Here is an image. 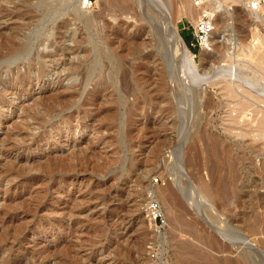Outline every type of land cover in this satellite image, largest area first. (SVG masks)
I'll return each mask as SVG.
<instances>
[{
  "label": "rangeland",
  "instance_id": "obj_1",
  "mask_svg": "<svg viewBox=\"0 0 264 264\" xmlns=\"http://www.w3.org/2000/svg\"><path fill=\"white\" fill-rule=\"evenodd\" d=\"M92 1L8 67L52 0H0V264H264V0ZM159 9L184 44L222 16L196 71Z\"/></svg>",
  "mask_w": 264,
  "mask_h": 264
},
{
  "label": "bare ground",
  "instance_id": "obj_2",
  "mask_svg": "<svg viewBox=\"0 0 264 264\" xmlns=\"http://www.w3.org/2000/svg\"><path fill=\"white\" fill-rule=\"evenodd\" d=\"M108 1V0H107ZM132 0H109V2H118L119 4H122V5H126L128 3H130ZM54 3V4H53ZM81 0H52V4L50 6L49 9L43 11L41 13V15L38 17V20H37V23L33 26V29H31L30 33L25 37L24 39V47H23V50L17 54L15 57L9 59V61L7 62V66L10 67L11 65H15L16 63L18 62H23V60L27 57H29L32 53H33V41H39L42 42V38L44 36H46L48 30L46 29L48 24H52V25H56L58 23V20L63 17L67 12H72V13H79L80 16V19L83 21V23L85 24V26L90 30V29H93V27L95 26L96 22L98 21V18H91L89 16H86L84 14L81 13V10H82V7H81ZM109 3V4H110ZM140 3V2H139ZM112 4V3H111ZM120 7V6H119ZM123 10V9H122ZM160 10V13L162 14L163 12V17L162 19L160 20L161 24L163 27H166L167 30H165V32L168 33V36L166 38V40L169 42L168 44H170L174 50H176L180 56L181 59H183V61L187 64V66L189 65L192 69H194L195 71L197 70V63H196V60H195V55L192 54L189 50L186 51V48H185V44L183 42V40L181 39L178 31H177V28L176 26H174L173 24V16H166V14H164V11L161 12V9ZM168 10V9H167ZM171 11V10H170ZM186 11L188 12V14L192 15L194 10L192 9V6L190 5L189 7H186ZM85 12V11H84ZM181 12V11H180ZM179 12V13H180ZM262 12L264 14V7L262 9ZM104 13V12H103ZM170 13V12H169ZM167 13V15L169 14ZM195 13V12H194ZM194 16V14H193ZM213 17H214V29L218 27L219 23H222V16H220L219 14H216L214 13L213 14ZM58 28V27H57ZM217 30V29H215ZM213 32V31H212ZM215 33V32H214ZM163 34H166V33H163ZM212 34V33H211ZM215 35V34H213ZM94 36V35H93ZM164 38V37H163ZM212 41L210 43V45H212L213 43V40H214V37H212ZM21 39V38H20ZM159 39V38H158ZM80 40H82V37H80ZM34 41V42H35ZM160 41V40H159ZM209 41H210V36H209ZM44 43V40L43 42ZM41 44V43H40ZM159 44V43H158ZM209 44V43H208ZM214 44V43H213ZM95 49V45L96 43H93L92 44ZM43 46V45H41ZM161 46V45H160ZM156 47V46H155ZM170 47V46H168ZM212 47V46H211ZM37 48V47H36ZM259 48V47H258ZM208 51H211V49L208 47L207 49ZM251 51V54L254 52H256L257 54V51H256V48L253 50L252 48L249 49ZM261 50V49H260ZM261 54H259L260 56ZM264 57V54L261 55ZM264 59V58H263ZM32 60V59H31ZM3 63V62H2ZM1 64V63H0ZM20 66V65H19ZM18 66V67H19ZM22 68V67H21ZM189 68V67H188ZM16 69V68H15ZM191 70V69H190ZM217 79L219 80L218 82H214L213 86L216 85V86H219L221 88V90L223 91H227L229 90V88L231 87H235L236 84H238V73L235 71L233 74H231L228 77H225V76H218ZM186 81V80H184ZM190 81V80H188ZM187 83V81L185 82ZM188 85V84H187ZM229 86V87H228ZM209 87H205V90H208ZM196 91H198L196 89ZM196 93V92H195ZM252 93H255L256 94V100H259V102L263 103L264 104V86H262V88H260L258 91H254ZM197 94V93H196ZM254 94V95H255ZM247 96V95H246ZM251 96V95H250ZM250 101V100H249ZM247 103V102H245ZM250 104V103H249ZM249 104H247L249 110H254L252 109L253 107H249ZM256 104V103H255ZM260 106V105H259ZM243 108V107H242ZM246 108V107H245ZM257 108V107H256ZM256 110V109H255ZM261 110V109H259ZM247 111V110H246ZM244 112V111H243ZM248 112V111H247ZM251 113V112H250ZM249 113V115H251ZM255 113V112H254ZM257 114V113H256ZM241 115H245V114H242L241 112ZM240 115V116H241ZM248 115V114H247ZM254 115V114H253ZM239 116V115H238ZM258 116H259V113H258ZM257 116V117H258ZM262 117V115H260ZM240 118V117H238ZM256 118V117H255ZM261 120V118H260ZM247 122V121H246ZM252 122V121H251ZM257 122V121H256ZM244 123V122H243ZM238 124V123H237ZM241 124V123H240ZM256 124V123H254ZM254 124L252 126H254ZM257 125V124H256ZM258 125L262 128H264V114H263V119H262V123ZM257 125V126H258ZM250 126V125H249ZM258 126V127H259ZM255 128V127H254ZM252 141L256 142L258 141L257 138H258V135H253V137H251ZM224 185V184H223ZM202 188V187H201ZM223 188V187H222ZM221 188V189H222ZM228 188V187H227ZM225 189V188H224ZM225 192V191H224ZM226 193V192H225ZM228 194V193H227ZM172 195V194H171ZM187 196V195H186ZM185 196V197H186ZM228 197V195H226ZM163 198V197H162ZM170 200L175 203V197L174 195L170 197ZM191 200V199H190ZM193 201V200H192ZM260 221H254L255 222V227H259V231H260V234L264 236V217H260ZM177 220V219H176ZM260 235V236H261ZM262 237V236H261ZM260 244L264 246V238L260 240ZM262 250V249H261ZM263 251V250H262ZM247 253V252H246Z\"/></svg>",
  "mask_w": 264,
  "mask_h": 264
},
{
  "label": "built area",
  "instance_id": "obj_3",
  "mask_svg": "<svg viewBox=\"0 0 264 264\" xmlns=\"http://www.w3.org/2000/svg\"><path fill=\"white\" fill-rule=\"evenodd\" d=\"M194 6L202 8L204 6L203 0H192ZM85 8H92L94 3L92 0H83ZM261 8V2L256 1L251 4V10L258 12ZM214 28V17L210 12L201 14L199 22L193 27L192 38L186 44L187 48L191 50L202 49L204 50L209 43V36ZM196 57V55H195ZM158 183V181H156ZM145 213L147 217L154 223L157 228H163L166 224V218L163 213L160 202L151 195L149 201L145 206Z\"/></svg>",
  "mask_w": 264,
  "mask_h": 264
},
{
  "label": "water",
  "instance_id": "obj_4",
  "mask_svg": "<svg viewBox=\"0 0 264 264\" xmlns=\"http://www.w3.org/2000/svg\"><path fill=\"white\" fill-rule=\"evenodd\" d=\"M185 43V42H184ZM185 48H186V51H188V48L186 47V44H185Z\"/></svg>",
  "mask_w": 264,
  "mask_h": 264
},
{
  "label": "trees",
  "instance_id": "obj_5",
  "mask_svg": "<svg viewBox=\"0 0 264 264\" xmlns=\"http://www.w3.org/2000/svg\"><path fill=\"white\" fill-rule=\"evenodd\" d=\"M187 43V42H186Z\"/></svg>",
  "mask_w": 264,
  "mask_h": 264
}]
</instances>
